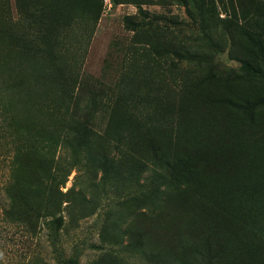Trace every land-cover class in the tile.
Segmentation results:
<instances>
[{
  "label": "rangeland",
  "instance_id": "obj_1",
  "mask_svg": "<svg viewBox=\"0 0 264 264\" xmlns=\"http://www.w3.org/2000/svg\"><path fill=\"white\" fill-rule=\"evenodd\" d=\"M260 40L264 0H0V54L27 59L0 70L8 107L41 116L53 87L46 156L67 174L0 163V264H264ZM151 145L204 165L176 179Z\"/></svg>",
  "mask_w": 264,
  "mask_h": 264
},
{
  "label": "trees",
  "instance_id": "obj_2",
  "mask_svg": "<svg viewBox=\"0 0 264 264\" xmlns=\"http://www.w3.org/2000/svg\"><path fill=\"white\" fill-rule=\"evenodd\" d=\"M255 34L256 33H251L250 31L248 33V37L252 38V36ZM255 44L260 49V53H262L264 57V40H260ZM171 49L173 53H176V51L181 52L178 53L183 57L191 59L196 64H199L202 61L206 60L205 57H201L196 54L191 55L188 49L182 45L177 48H175V46H171ZM53 55L55 54L53 53ZM23 59L27 60L23 55L17 53H1L0 70L2 71L3 68L5 66H8L10 63H18V65H21L23 62H26L23 61ZM250 59L254 64L257 63L256 55H251ZM65 68L71 69L75 72V69H73V67L71 68L70 65H66ZM248 69L251 70V68ZM256 71H259V68L256 69ZM43 86L49 87V89H44ZM38 87L39 97H37L36 100L39 101L38 104L43 106V114L38 117H19L8 107V104L11 101L7 96L12 91L11 87L4 81L0 82V144L3 143V147H5L0 151V163L5 166V169L7 168V170H9L11 163H15V161L19 159L34 158L37 160H42L47 172V177L50 180H54L56 184H64L67 179V174L58 179V175L54 171L55 168L51 169V166L49 164V157L46 156L50 152L51 145L54 142L55 137L54 135L49 134V132L46 131L45 128L53 124L55 125L63 122L60 118V114H57L56 111L60 105L55 103V98L50 93V91H54L53 87L48 86L47 84H40ZM60 87H65V85H60ZM60 87L55 88L58 90ZM68 90L69 89L63 90L62 95L67 94ZM66 96L70 97V95L68 94ZM57 99H59L60 101V98ZM150 149L152 152L151 156L155 160L156 164L160 165L161 167L165 166L169 169L173 167L172 170H170L169 176L173 175L174 177H176V179H191L194 175V171L198 168V166L204 165L200 161L194 163L192 161L182 160V158L176 159L174 161H168L158 154V149L155 146L151 145ZM177 165L181 166L179 167L180 169L176 172H173V170L178 168ZM8 177V180L4 179L1 182V184L3 183V186L5 187L7 194L12 191L13 185L14 183H16L17 178L15 174L11 176V170L8 173ZM58 192L60 194H63V192L59 190ZM11 193L12 192H10V194ZM20 201L25 202V198L21 197ZM51 223H53L54 229H59L62 224V217L57 216L51 221ZM57 261L58 264L67 263L60 253L57 257Z\"/></svg>",
  "mask_w": 264,
  "mask_h": 264
}]
</instances>
